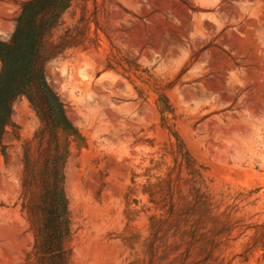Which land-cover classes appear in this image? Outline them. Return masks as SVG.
I'll list each match as a JSON object with an SVG mask.
<instances>
[{"label": "rangeland", "instance_id": "rangeland-1", "mask_svg": "<svg viewBox=\"0 0 264 264\" xmlns=\"http://www.w3.org/2000/svg\"><path fill=\"white\" fill-rule=\"evenodd\" d=\"M24 1L0 0V38ZM47 42L64 264H264V0H71ZM42 127L16 98L0 264L39 261Z\"/></svg>", "mask_w": 264, "mask_h": 264}, {"label": "trees", "instance_id": "trees-1", "mask_svg": "<svg viewBox=\"0 0 264 264\" xmlns=\"http://www.w3.org/2000/svg\"><path fill=\"white\" fill-rule=\"evenodd\" d=\"M71 0H25L14 19L7 39L0 38V143L13 113V102L25 96L38 112L45 141L39 170L41 243L38 264H64L63 238L68 201L62 187L63 153L58 129L71 130L63 101L45 75L48 60L62 52V42H47L59 26Z\"/></svg>", "mask_w": 264, "mask_h": 264}]
</instances>
